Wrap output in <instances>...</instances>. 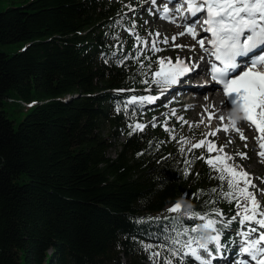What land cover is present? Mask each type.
<instances>
[{
  "label": "trees",
  "instance_id": "16d2710c",
  "mask_svg": "<svg viewBox=\"0 0 264 264\" xmlns=\"http://www.w3.org/2000/svg\"><path fill=\"white\" fill-rule=\"evenodd\" d=\"M127 2L0 0V264H189L172 256L168 217L189 220L169 206L235 211L205 203L228 190L220 173L185 153V176L175 140L117 111L121 89L148 79L125 38Z\"/></svg>",
  "mask_w": 264,
  "mask_h": 264
},
{
  "label": "snow or ice",
  "instance_id": "6c2138e0",
  "mask_svg": "<svg viewBox=\"0 0 264 264\" xmlns=\"http://www.w3.org/2000/svg\"><path fill=\"white\" fill-rule=\"evenodd\" d=\"M142 2L148 3L149 0H142ZM150 2L153 5L156 4V0H150ZM169 4H175V8H170ZM132 7L129 4L128 10H131ZM198 13L203 16L202 21L196 19ZM159 16L169 22L185 25L183 31L173 33L171 39L175 41L178 35L187 34L193 37L197 43L173 44L172 47L194 49L199 46L206 54L200 57L204 62V70H209L208 66L210 65L212 80L218 82V85H222L226 100L221 103H229L232 106L227 116V120L231 124L225 123L226 118L221 114L218 119L222 124L218 125L215 130H211L210 134L215 135L221 129L225 131L226 135L231 131H236L240 133L241 139L246 140L247 137L238 126V121H246L257 129L258 135L255 139L259 141L261 147L258 155L264 157V0H167V3L159 10ZM131 23L136 24V21L133 20ZM197 23H199V28ZM127 30L135 34L137 42H139L141 37L135 29L128 28ZM201 32L208 34L210 38L206 39L205 36L200 35ZM114 35L118 36V33ZM154 35L160 36L158 29ZM144 40L147 44V39L144 38ZM163 43L168 44L166 34L163 37ZM151 47L154 51L162 50L156 46L155 40L152 41ZM188 59L189 57L181 58L179 55L175 60L171 56L167 58L157 56L158 66L154 70H152L151 64L145 65L143 60H138L140 69L147 71L148 79L145 83H148L150 88L152 85H156L161 91L155 95L129 96L127 100L143 104L145 101H154L157 95H163L164 91L179 82V78L193 71ZM117 63L123 64L124 61L117 60ZM196 68H200L199 63H196ZM122 106L127 108L128 105L117 104V111H120ZM203 107L206 110L208 108L207 105ZM173 114H175V109H173ZM207 115L210 118L209 122L211 118H217L213 111H208ZM201 116L203 117V113ZM177 119L185 123H192L184 120L183 116H178ZM152 126L155 127V117H153ZM162 126L165 131L171 133L173 138L175 137L176 134L171 132L166 121ZM129 127L132 131H142L145 128V123L140 120L129 121ZM207 135L205 134L201 139L195 141L188 151L205 145L207 140V151L211 153L215 150L217 155L204 156V153L201 152L200 156L219 171L221 181L227 179L228 190L225 191L221 188L219 197H213L212 200L205 201V203L214 205L216 199L223 198L230 203H235L236 212L229 217L224 214L223 209L215 206L206 211H198L188 205L184 215L200 220L201 223L188 225L179 216L168 217L177 220L180 225L176 235L172 237V256L178 257L180 261L193 258L199 264H212V257L217 254L222 255V252L219 251L223 246L222 236L226 231H231L233 221H238L245 227L235 235L239 236L241 241L240 253L247 254V258L238 254L237 264H249V261L252 264H264V204L252 190L253 182L247 179L250 174L243 169V166L238 162H227L234 155L246 157L247 153L243 151L227 153L223 151L225 147L223 144L217 145L216 141L208 139ZM227 139L231 143L230 135L227 136ZM180 141V148L183 151L184 144L188 143V138L180 136ZM184 163V174L187 176L190 171L187 166L189 161L185 160ZM205 191L215 193L217 189L215 187L207 190L197 189L193 195L198 196ZM259 192L264 195V189H259ZM183 208L182 201L177 200L169 206L168 212H179ZM229 242H231V238ZM143 247L148 249L153 245L143 244ZM163 247L167 248L168 245L164 244ZM213 247L218 251L213 252ZM202 251L205 254H201ZM157 255H159L158 250L150 253L152 258ZM166 260L168 264H172L171 256L166 257Z\"/></svg>",
  "mask_w": 264,
  "mask_h": 264
},
{
  "label": "rangeland",
  "instance_id": "374dc122",
  "mask_svg": "<svg viewBox=\"0 0 264 264\" xmlns=\"http://www.w3.org/2000/svg\"><path fill=\"white\" fill-rule=\"evenodd\" d=\"M131 1L133 2V4H135L132 7V9L133 10H137L138 9V14H137L136 17H138L139 19L136 18V21L139 22V20H141L142 25L146 24L147 27H145L146 28V32L144 34H147V28L148 27H151L152 25L156 26V23L154 21L150 22L148 20H142L143 17L145 16V10L147 8L146 5L142 2V0H131ZM165 34L167 35L168 38H171V35H168L166 33V31L164 32V35ZM163 37H161L162 40H163ZM130 38L132 39V37H130ZM168 43H171L172 44L173 42H171V40L170 41L168 40ZM144 46L146 47V45H143L142 47H144ZM169 47H170V45H169ZM0 48H2V46H0ZM14 49H15V47L8 48L9 52H13ZM183 52H185V51L182 50V49L181 50H178L177 53L175 51L173 52L172 50H168L167 52H165V55L170 56L172 54H183ZM188 53L190 55H192V56H196V55L198 56L199 55V53L196 50H191ZM138 54H139V52H138ZM144 56H146V55H144ZM150 56L151 55L147 54L146 57L149 58ZM160 57H161V54H160ZM189 95H192L193 96V94H191V93H189L188 96ZM197 97H199V96H197ZM202 103H204V102H202ZM191 113H193L194 116L192 114H190V116L186 117L184 120L189 121V122H192V123H185V122L179 121L180 124H179V126L177 127V129L175 131V132H178L180 134V136H185V137L188 138V143L187 144H184V150L183 151L188 150V148H190L191 145L195 143V142H193L195 139H197L199 137H200L199 139H201L205 134H208V132H210V130H209V120H208L207 116L205 115L206 114V110L203 111L200 108V109L196 110L195 112H191ZM201 113H203V117L201 116ZM182 115L183 114L181 113L178 116H182ZM148 121H150V119H147V122ZM157 123H158V118H157V116H155V126H156ZM169 127L171 128L172 127V124H170ZM148 129L149 130L150 129L151 130H155L156 128L153 127L152 126V122H150ZM120 136H121L120 138L122 139V135H120ZM230 137L232 139L235 136L234 135H230ZM239 138L240 137L238 136V139ZM214 140L216 141L217 144L218 143H221V142L222 143L223 142H226V139H224L223 135H220V137H218V138L215 137ZM180 144H181L180 139L177 142H174L173 143L174 150H176V151L180 150L179 155L181 157V154L183 153V151L180 148ZM245 145H247V146H245ZM224 146H225L224 148H228V149L235 148V150H237L239 147H244V152H246V153L247 152L250 153V151H252V154H253L252 159L248 158L247 156L246 157H242V156L237 155L236 157L235 156H232L229 160H230V162H234V161L238 162L240 165L243 166V169L246 170V171H248V172H251L250 169H253L252 172H254V174H253V176L251 174L250 177H252V180H254V182L256 184V185H254L255 188L257 190L258 189H261L259 186L261 184H264V165L260 164L259 161L255 158V156L257 155V153L255 152V148H253L252 145H251V140H243L242 141V140L239 139V141L235 145H233V146L230 145L228 147L227 146V143H225ZM198 149L207 150L206 148H200V147H198ZM110 153L111 154H114V149H112L110 151ZM189 153L190 154H193L194 152L190 151ZM249 153H248V155H249ZM196 159L197 158L194 156V160H196ZM256 176H258V177H256ZM247 178H249V177H247ZM145 264H152V261L150 259H149V261L146 260L145 261Z\"/></svg>",
  "mask_w": 264,
  "mask_h": 264
},
{
  "label": "bare ground",
  "instance_id": "6f19581e",
  "mask_svg": "<svg viewBox=\"0 0 264 264\" xmlns=\"http://www.w3.org/2000/svg\"><path fill=\"white\" fill-rule=\"evenodd\" d=\"M197 56V55H196ZM197 77V76H196ZM198 86H196L195 88H197ZM190 91V90H189ZM190 92H187L185 94V97H188L189 100H194L193 102L189 103L190 104V107L188 109L189 112H195V110H198L201 108V104L202 102H204L208 108H211L212 111L214 112L215 114V117L217 118H213L212 119V124L214 125H218L220 124V120L218 119V115L220 113V110L218 109V107L216 106V101H215V97H217V95L211 93L209 94L208 96L207 95H203V94H200L199 97H195V96H192V95H189ZM205 97H207V99H205ZM215 106L214 108L212 106ZM193 115V113H191ZM194 116V115H193ZM251 168V167H250ZM253 169H250V171H252ZM140 257V256H139ZM139 259V258H138ZM132 262V261H131Z\"/></svg>",
  "mask_w": 264,
  "mask_h": 264
},
{
  "label": "water",
  "instance_id": "95a60500",
  "mask_svg": "<svg viewBox=\"0 0 264 264\" xmlns=\"http://www.w3.org/2000/svg\"><path fill=\"white\" fill-rule=\"evenodd\" d=\"M74 96H77V95H74Z\"/></svg>",
  "mask_w": 264,
  "mask_h": 264
}]
</instances>
